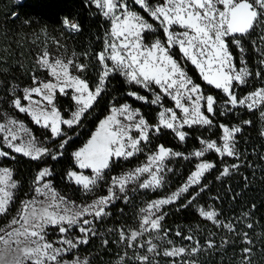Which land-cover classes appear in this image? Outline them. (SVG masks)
Returning a JSON list of instances; mask_svg holds the SVG:
<instances>
[{"label": "snow or ice", "instance_id": "1", "mask_svg": "<svg viewBox=\"0 0 264 264\" xmlns=\"http://www.w3.org/2000/svg\"><path fill=\"white\" fill-rule=\"evenodd\" d=\"M132 3L138 6L139 11L130 9L127 0H88L86 6H94L110 25L102 50L94 56L97 61L94 87L83 75L73 74V70L85 73L88 69V64L77 62L75 52L65 59L63 54L54 56L44 49L37 54L36 65L50 79L41 80L33 74L31 86L24 87L21 94H17L18 86L7 89L12 97L11 107L49 132L50 137L45 139L56 141L57 146L55 149L43 146L23 122L4 114L0 120V159L14 160L13 154L32 161H43L45 157L59 159L72 139L68 130L82 124L112 75L122 76L128 85L153 92L150 100L134 90L128 91L127 96L159 106L162 110L158 112L157 123L151 124L139 109H134L129 103L110 107L109 114L99 121L87 143L71 154L75 167L80 171H68L67 178L85 194L92 193L105 180L113 163L142 153L143 146L164 130L171 131L184 142L188 133L182 129L193 126L210 128L214 124L212 117L217 114L225 116L238 108L249 112L261 109L260 115L264 118V87L242 97L236 94L237 87L246 85L253 75L260 78L261 72H251L243 56L238 67L236 57L230 51V45H234L243 54L245 49L241 38L249 36L258 26H264V0H132ZM62 24L69 33L81 31L79 22L68 17L63 18ZM259 39L264 43V33ZM173 49H178L184 60L194 66L204 83L222 93L223 111L218 113L217 98L205 94L202 86L194 82L173 55ZM259 51L262 56L260 63L264 65V48H259ZM84 55L87 57L88 53ZM58 96L70 97L74 105L70 116L66 117L57 106ZM165 98L170 99L174 106L164 107ZM242 123L251 125L252 121ZM219 128L222 133L220 143L199 139L203 147L192 155L202 162L196 165L186 183L170 196L151 201L141 209L143 215L137 229L118 230V242L133 249L131 259L137 264H158L156 257L160 255L172 258L176 264L178 258L195 256L200 251L199 241H195L191 248L175 246L168 238V232H162L163 206L174 204L190 188L200 185L204 174L215 167L214 163L202 159L206 153L214 152L221 159L239 158L236 140L241 127L219 124ZM181 156V153L164 145H157L156 150L147 156L145 165L123 176L111 177L107 194L84 205H76L57 192L46 180L53 175L52 169L43 167L34 178L32 194L20 201L8 224L0 228V264H90L88 259L82 260L73 253L88 245L90 237L97 235L94 225L111 214L107 209L120 198L119 194L126 193L127 186L140 181L144 174L150 178L139 182V189L161 187L165 160ZM238 167V164L231 165L233 169ZM85 170H90L91 175H85ZM229 174L230 169L225 166L221 175ZM19 187L14 170L0 166V216L10 213ZM199 191H204V186ZM198 195L199 192L190 196L181 207L192 205ZM123 198L127 202V196ZM198 211L201 217L217 227L235 232L231 223L224 224L217 219V211L204 208ZM247 227L252 228V224H247ZM50 229H55V239L49 238ZM74 231L76 235H72ZM146 234L148 238L141 242L140 238ZM175 235L179 237L182 233L177 231ZM243 236V242L251 245L248 234ZM183 239L191 242L194 237L185 235ZM154 241L171 247H165L161 252ZM104 243L107 245L108 241ZM207 247H214L213 242L208 241ZM137 248H146V254L135 253ZM251 253V247L243 248L240 264H251ZM127 255L125 251L121 264ZM183 264H196V261H183Z\"/></svg>", "mask_w": 264, "mask_h": 264}, {"label": "trees", "instance_id": "2", "mask_svg": "<svg viewBox=\"0 0 264 264\" xmlns=\"http://www.w3.org/2000/svg\"><path fill=\"white\" fill-rule=\"evenodd\" d=\"M87 3L88 0H0V104L24 120L35 135H41L44 129L35 125L26 114L18 113L11 107L12 97L7 89L18 86L17 94H21L24 87L31 86L33 74L42 80L49 78L36 65V56L44 49L54 56L63 54L64 58L72 57L75 52L77 62L88 64L87 71L79 74L89 81L91 87L95 86L97 61L94 56L102 50L103 40L110 25L94 6H86ZM133 8L139 11L138 6L134 5ZM64 17L79 22L81 31L69 33L62 24ZM257 31L258 27L241 40L246 50L247 64L251 68V72L259 71L262 75L260 78L253 75L246 85L239 87L238 97L259 88V82L264 80V65L260 63L262 56L258 50L261 47L256 49L254 44V35ZM230 50L236 57L237 64H240L242 54L234 45H230ZM85 53H88L87 57L84 55ZM173 55L180 61L194 82L202 86L206 94L214 95L217 98L218 113L223 111L224 97L222 93L204 83L198 71L190 62L184 60L178 49H173ZM130 90L147 96L149 100L154 95L134 85H128L122 76H110L102 96L90 113L86 114L82 124L74 130H68L72 139L59 159L52 160L45 157L43 161H32L19 154H13L15 155L14 160L2 159L3 165L14 170V178L19 181L20 187L16 192L15 204L10 213L0 218V228L8 224L19 207L20 201L32 194L34 178L43 167L52 169L51 180L56 188L65 193H71L72 189L76 188L66 175L68 171L78 170L71 154L90 139L99 121L109 114V109L113 104L119 106L129 103L132 107L140 109L149 123H157L158 112L161 108L127 96V92ZM164 102L168 106L172 105L166 98ZM57 104L65 116H69L70 110L74 108L70 97L58 96ZM260 112L261 109L249 112L245 108H238L225 116L217 114L212 117L214 124L210 128L201 126L185 128L188 135L184 142L179 141L171 131L164 130L160 135L153 136L151 143L144 145V151L139 155L113 163L107 171L106 183L110 181L111 177L138 166L147 158L148 152L156 150L157 145H164L166 148L181 153L182 156L176 159L175 172L177 176L172 187L165 190H141L134 196L136 203L145 204L177 189L188 179L191 172L195 170L198 160L195 158L185 159L183 156L192 155L202 147L199 144L200 138L218 141L222 134L219 124L229 127L239 126L242 129L237 134L236 140L239 158L225 157L221 159L214 152L209 153L206 159L213 162L215 167L205 174L200 185L191 188L188 193L166 208L162 226L172 235L177 231L200 230L199 235H192L193 242H203L210 233L209 231L223 229L219 232L223 233L222 243L219 244L225 248V251H228V254H231L233 246L237 245L241 249L250 246L243 242L245 239L243 234L247 233V239L260 245L255 250V259L264 260V135H261L264 133V118L261 117ZM245 120H251L252 124H243L242 122ZM47 136L50 137L49 132H47ZM52 144H57V142L52 140ZM233 164H238L239 167L233 169L231 168ZM225 166L229 167L230 174L222 176L221 172ZM201 186H204V191H199ZM197 192L199 195L196 196L192 205L186 208L181 207L187 203L190 196L196 195ZM131 202L120 201L116 207H113L114 214H117L121 208L123 212L120 214H124V211L129 210ZM199 205L212 206L219 213L217 218L224 224L231 223L235 232H229L222 226L219 229L211 221L205 220L199 215ZM246 213L247 215H245ZM249 223L252 224V228L247 227ZM223 241H229V243L225 244ZM107 249L105 248V250ZM95 260L94 263L99 264L100 256L95 257Z\"/></svg>", "mask_w": 264, "mask_h": 264}, {"label": "rangeland", "instance_id": "3", "mask_svg": "<svg viewBox=\"0 0 264 264\" xmlns=\"http://www.w3.org/2000/svg\"><path fill=\"white\" fill-rule=\"evenodd\" d=\"M127 2L129 4L130 9L135 10L133 8L134 4L132 3V0H127ZM155 2H159V0H155ZM261 33H264V26H258V31L254 35L255 36V39H254L255 43L254 44H255V47H257L256 49H258V47L264 48V43H261V41L259 39ZM242 45H243V43H242ZM246 55L247 54H246V50H245L244 53L242 54V56L247 61ZM260 55H261V53H260ZM65 59H67V58H65ZM237 66L239 67L240 64H237ZM247 66H248V64H247ZM248 68L251 71V68L249 66H248ZM73 74L80 75L78 72H75L74 70H73ZM47 79H50V78H47ZM258 87L259 88L260 87H264V80L261 83L259 82V86ZM238 88L239 87L236 88V94L237 95H238ZM151 93H153V92H151ZM166 99H167V101H170V103H172V105L168 106L164 102V107H173L174 106L173 102L170 99H168V98H166ZM10 105H11V103H10ZM57 106H58V104H57ZM4 107L5 106L3 104H0V120H2L4 114H8L9 116H11L13 118H16L19 121L23 122L26 125V127L32 133H34L32 131V129L27 125V123L24 120L19 118L12 111H9L8 109H5ZM134 109H138V108H134ZM66 117H68V116H66ZM182 130L185 131V129H182ZM35 136L38 138V141H40L43 144V146H47L50 149H55V147L57 146V144H52V140L51 139H47V140L45 139V137L47 136V131L46 130H44V132H42L41 135H35ZM47 137H49V136H47ZM217 142L220 143V140H218ZM151 153H153V152H148L147 156L149 154H151ZM209 153H212V152H209ZM209 153H206L205 157L202 158L204 161L211 162V161L206 159V156ZM137 155H139V154H137ZM137 155H135V156H137ZM183 157H187V159L188 158H195L193 155L183 156ZM176 159H177V157H170L169 159L165 160L164 163L166 165V170L162 173V175L164 176V182L162 183V186L158 187L156 189H147V190H149V191H154V190H158V189L159 190H162V189L165 190V189H168V188L172 187L173 183L175 182V178L177 176V174L175 172ZM195 159H197V158H195ZM197 160H198V163L202 162L201 159H197ZM146 163H147V158L143 162H141L138 166H136L134 168H131V169H128V170H125L122 173H120L119 175H117L116 177H120V176H123V175H125V174H127L129 172H132L137 167L143 166ZM0 166L9 167L7 165H3L2 164V159H0ZM71 171H80V170L78 169V170H71ZM208 172H206V173H208ZM84 174L90 176L91 172H90V170H85ZM205 174H204V176H205ZM203 177L201 178V181H202ZM149 178L150 177L148 176V174H144L143 176L140 177V181H135V182H133V183H131V184H129L127 186L126 193L119 194L120 198L116 199L115 202L112 203L110 205V207L107 209V211H109L111 214L109 216H107V217H104L101 221L97 222L94 225V227L96 228V231H97V235L94 236V237H90V242H89L88 245H83L79 249L75 250L74 253H73V256H79L82 260L83 259H88L90 261V264H95L94 261H96L95 257H97V256H100L99 264H121V257L123 256L124 252L127 251L128 255L126 257H124L123 264H137V262H135L134 260L131 259V257L134 255L133 249L126 248L125 244H121V243L118 242V240H119V231L118 230L123 228L127 232L129 230L137 229L138 226H139L140 219H141V217L143 215V213L141 212V209L146 208L148 203H150L151 201L162 199V198H165L167 196H170L172 193L178 191L179 188L182 187L187 181L186 180L177 189H175V190H173L171 192L165 193L162 196L157 197V198H155V199H153V200H151V201H149V202H147L145 204L136 203L134 201V196H136L139 191L143 190V189H139V187H138L139 182H141V181H143L145 179H149ZM46 180L50 181L52 183V185H53L51 177H47ZM69 181L71 183H73L71 180H69ZM109 183H110V181L106 183V179H105L104 181L100 182L96 186V188L94 189V191L92 193H88V194H85V192L82 189L78 188L74 183L73 184L76 186V188L72 189L71 193L70 192L69 193H65L62 190L56 188L54 185H53V187H54V189L57 192H59L61 195L65 196L69 201L75 202L76 205H84V204L91 203L95 198H97L99 196L106 195L107 194V187H108ZM133 189H135V190H133ZM185 194H183V195H185ZM124 195L127 196V202H125V200L123 198ZM130 199H133V200H130ZM120 201H123L124 203H128V201H129V203H130V201H132V202H131V205L128 207L129 210L124 211V214H120V213L123 212L122 208L119 210V212L117 214H114L115 210L113 209V207H116L119 204ZM170 205L163 206V213L165 215H166V208L168 206H170ZM200 208H204L205 210H215L210 205L209 206L199 205L198 206V210ZM165 215H164V217H165ZM1 217L2 216H0V218ZM86 218L91 219V217H86ZM163 220L161 221V230H162V232L163 231H167L168 232V238H170L173 241V244L175 246H187L189 248L195 246V242L186 241V240L183 239V236H185V235H191V236L192 235L193 236L194 235H199V233H201L200 230L197 229L195 231H191V230L183 231V232H181L182 235L178 237L175 234L172 235L169 230H164L163 229V226H162ZM220 228L221 227H219V229ZM109 229H112V231H109ZM222 230L223 229H221L220 231H222ZM220 231H214V232L209 231L210 233L206 236L204 241L203 242L202 241L199 242L200 251L195 256H185V257H182V258H178L176 260V264H183V261H192V260L196 261V264H240V261H241V258H242V254H241V250L242 249H241V247H239L237 245L233 246V248L231 247V250H232L230 252L231 254H228V251H225V248L221 244H219V243H222L221 242L222 241V237L221 236L223 234L222 232L219 233ZM76 234L77 233L75 231L72 233V235H76ZM56 235L57 234L55 233V229H50L49 230V238L50 239H55ZM147 238L148 237H147V234H146L144 237L140 238V241L143 242ZM105 240L108 241L107 245H105V243H104ZM208 241H212L213 244H214V247L208 248L207 247ZM154 243L158 244V250H160L161 252H162L163 248L171 247V245H167L166 243L161 242V241H154ZM219 246H221V247H219ZM259 246L260 245L258 243H256V242H252V244L250 246H248V247L252 248V253H251V257H250L251 264H264V260L258 261L257 259H255V256H256L255 250ZM105 248H108V249L105 250ZM135 253L146 254V248L145 249L137 248V249H135ZM65 259H67V257H65ZM156 261H158V264H173L172 258L164 257L163 255L157 256L156 257Z\"/></svg>", "mask_w": 264, "mask_h": 264}]
</instances>
